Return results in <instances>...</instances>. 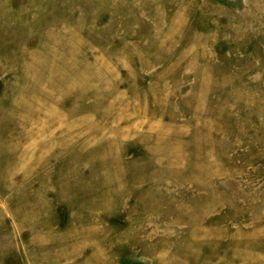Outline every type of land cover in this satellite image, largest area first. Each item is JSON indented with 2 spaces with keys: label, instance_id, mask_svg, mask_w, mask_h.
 <instances>
[{
  "label": "rangeland",
  "instance_id": "obj_1",
  "mask_svg": "<svg viewBox=\"0 0 264 264\" xmlns=\"http://www.w3.org/2000/svg\"><path fill=\"white\" fill-rule=\"evenodd\" d=\"M0 264H264V0H0Z\"/></svg>",
  "mask_w": 264,
  "mask_h": 264
}]
</instances>
